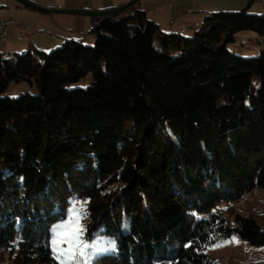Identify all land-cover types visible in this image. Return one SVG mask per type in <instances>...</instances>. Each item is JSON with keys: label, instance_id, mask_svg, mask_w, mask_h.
Listing matches in <instances>:
<instances>
[{"label": "trees", "instance_id": "obj_1", "mask_svg": "<svg viewBox=\"0 0 264 264\" xmlns=\"http://www.w3.org/2000/svg\"><path fill=\"white\" fill-rule=\"evenodd\" d=\"M134 7L97 17L91 46L0 54V264H59L50 229L73 206L85 239L114 240L93 264H219L215 241L264 245L263 218L219 206L264 190V50L226 47L264 38V13L213 11L186 37ZM20 81L37 93L3 95Z\"/></svg>", "mask_w": 264, "mask_h": 264}, {"label": "crops", "instance_id": "obj_2", "mask_svg": "<svg viewBox=\"0 0 264 264\" xmlns=\"http://www.w3.org/2000/svg\"><path fill=\"white\" fill-rule=\"evenodd\" d=\"M48 8L104 10L128 0H29ZM264 0H137L141 9L166 33H194L213 11L247 9L264 13ZM101 16V15H100ZM98 15L54 13L32 8L18 0H0V20L11 18L8 38L0 41V54L13 56L25 51H48L67 39L94 40L90 33ZM185 28L184 32L180 29Z\"/></svg>", "mask_w": 264, "mask_h": 264}, {"label": "rangeland", "instance_id": "obj_3", "mask_svg": "<svg viewBox=\"0 0 264 264\" xmlns=\"http://www.w3.org/2000/svg\"><path fill=\"white\" fill-rule=\"evenodd\" d=\"M182 35L190 37L193 33L189 34V32H187ZM82 41L85 45L91 46L94 44V40L83 39ZM61 44H59V46ZM226 47L233 54L243 57H255L264 50V38L259 36L255 31L243 30L237 32L235 34V42L228 43ZM89 82L90 76L87 75L80 80L73 82L72 85L85 87ZM253 82L255 86H258L259 78L254 77ZM37 91L35 84L20 81L10 83L3 95L8 97H18L22 94H36ZM219 206L222 213L229 218L230 222H232V217L229 216L231 211H235L244 216L256 215L264 219V190L261 188H253L239 201L223 202ZM80 212V210H77V207L73 206L69 209L64 219L55 222L51 226L50 248L53 256L59 264H61V260L57 259V252L55 251L53 241L57 239L62 225L72 220L75 213L79 214V225H82L84 231V221ZM82 240L84 245L87 246L84 249L85 254H77V258L72 264H89V261L93 264L94 257L99 254L111 253L115 249L114 247H110V245L114 243V240L106 235H97L92 239L87 240L82 233ZM61 247H67V245H61ZM205 251L209 259L216 261L219 264H264V245H253L236 235H230L215 241L210 244Z\"/></svg>", "mask_w": 264, "mask_h": 264}, {"label": "snow or ice", "instance_id": "obj_4", "mask_svg": "<svg viewBox=\"0 0 264 264\" xmlns=\"http://www.w3.org/2000/svg\"><path fill=\"white\" fill-rule=\"evenodd\" d=\"M82 233L83 227L79 225V214L75 213L72 220L62 225L57 239L53 241L57 259L61 260V264H72L76 260L77 254H85L84 249L87 246L83 243ZM61 245H67V247H61ZM110 247H114V243Z\"/></svg>", "mask_w": 264, "mask_h": 264}, {"label": "water", "instance_id": "obj_5", "mask_svg": "<svg viewBox=\"0 0 264 264\" xmlns=\"http://www.w3.org/2000/svg\"><path fill=\"white\" fill-rule=\"evenodd\" d=\"M32 8L41 10V11H46V12H54V13H70V14H85V15H111L114 13H117L121 10H124L125 8L135 4L137 0H128L124 2L121 5L104 9V10H78V9H65V8H48L44 6L37 5L29 0H18Z\"/></svg>", "mask_w": 264, "mask_h": 264}, {"label": "built area", "instance_id": "obj_6", "mask_svg": "<svg viewBox=\"0 0 264 264\" xmlns=\"http://www.w3.org/2000/svg\"><path fill=\"white\" fill-rule=\"evenodd\" d=\"M264 7V2H263ZM13 20L11 18L1 19L0 20V41H5L8 38L9 27L13 24ZM185 28L180 29V32H184Z\"/></svg>", "mask_w": 264, "mask_h": 264}]
</instances>
